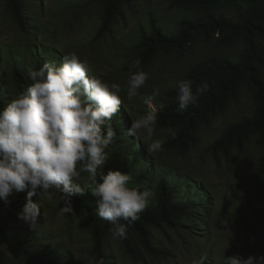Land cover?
<instances>
[{"label": "rangeland", "instance_id": "rangeland-1", "mask_svg": "<svg viewBox=\"0 0 264 264\" xmlns=\"http://www.w3.org/2000/svg\"><path fill=\"white\" fill-rule=\"evenodd\" d=\"M25 29H21L0 0V82L1 93L10 102L18 93L13 67L26 75L37 63L55 60L75 52L86 58L93 71L109 82L127 84L128 73L124 64L133 57L142 34H149L151 22L165 33H174L178 21L200 14L197 10L169 7V0H134L123 5L107 30L100 26L102 4L96 0H22ZM226 16L236 17V9L225 5L219 10ZM214 40H194L182 55L174 51H157L144 71L149 78L140 89L150 95L155 87L160 95L153 103L157 108L167 103L166 91L178 83L191 65L211 55H223L236 60L243 43L218 46ZM264 44V42H262ZM264 73V70H263ZM123 104L112 120L120 125L121 134L110 145L106 160L111 170L120 169L126 157L135 174L141 173L137 186L154 193L149 204L155 202L156 186L160 180L169 184L177 201L188 205V210L177 228L151 227L154 245L169 253L167 257L153 256L143 251V258L134 261L127 255L116 238L106 235V251L110 264H193L203 258L204 264H225L224 257L264 255V227L243 228L233 216L238 196L248 190L245 176L257 168L261 152L251 137L243 151L232 150L225 157L220 151L211 152L209 146L230 123L250 115L254 109L252 92L242 86L238 96L231 100L224 113L214 115L201 125L198 141L185 156L162 147L158 153L146 152L147 141L139 142L126 134L131 120L144 114L148 106L140 99L129 102L121 93ZM167 128L157 125L154 139L164 140ZM105 163V164H106ZM51 191V190H50ZM10 203L0 201V264H41L28 262L18 252L27 247L48 260L45 264H95L90 255L91 240L84 217L61 215L63 201L57 193L51 201L43 194L42 215L35 229L17 217L26 200L23 191L10 197ZM37 196L32 200L39 203ZM148 204V205H149Z\"/></svg>", "mask_w": 264, "mask_h": 264}, {"label": "clouds", "instance_id": "clouds-1", "mask_svg": "<svg viewBox=\"0 0 264 264\" xmlns=\"http://www.w3.org/2000/svg\"><path fill=\"white\" fill-rule=\"evenodd\" d=\"M31 84L0 108V201L26 191V200L17 217L35 229L43 207L39 197L51 201L60 194V214H74L72 197L90 191L96 198L97 215L110 223L113 238H123L149 204L154 193L148 188L130 187L132 176L121 169L104 171L109 147L117 134L113 116L123 104L140 99L148 106L144 114L131 120L126 134L139 142L147 141L146 152L158 153L164 140L157 131L158 108L153 103L157 88L142 95L149 73L135 59L129 65L127 84L109 82L93 71L90 62L75 52L45 62L29 72ZM193 81H178L175 100L179 111L187 110L207 84L193 92ZM160 107H163L162 105ZM171 136L176 132L167 128ZM51 190V191H50ZM37 196L39 203L32 200ZM225 264H264V255L224 257ZM96 264H104L100 258ZM193 264H204L203 258Z\"/></svg>", "mask_w": 264, "mask_h": 264}, {"label": "trees", "instance_id": "trees-1", "mask_svg": "<svg viewBox=\"0 0 264 264\" xmlns=\"http://www.w3.org/2000/svg\"><path fill=\"white\" fill-rule=\"evenodd\" d=\"M96 1L102 4L97 31H103L122 14L123 5L130 6L134 0ZM168 4L171 8L197 10L200 14L181 18L177 30L171 34L163 32L152 21L150 33L141 35L137 53L124 64L123 70L128 73L129 65L135 59L141 61L144 70L160 50L182 55L194 40H214L218 46L231 45L238 40L243 43V49L236 60L223 55H211L191 65L180 80H192L193 92L196 87L207 84V91L200 94L187 110L179 111L175 100L178 83L168 89L166 96L169 101L163 107H158L157 125L172 127L176 132L174 137L169 134L164 139L163 147L173 150L179 156H185L196 145L201 125L207 124L214 115L224 113L229 102L238 96L240 88L246 86L252 92L253 112L228 124L212 141L209 150L214 153L220 151L227 157L232 150L243 151L249 139L255 137L261 149L257 168L245 176L248 190L238 196L239 203L233 216L243 228L264 227V0H169ZM5 5L18 26L25 29L22 0H5ZM225 5L236 9L234 19L219 11ZM42 65L37 63L34 69ZM12 71L19 92L31 84L19 67L14 66ZM1 87L0 82V108H3L7 101L2 96ZM113 128L117 136L122 133L116 121H113ZM120 169L131 174L130 187H138L137 180L142 174L131 171L126 157L121 159ZM108 170H111V166L106 163L105 173ZM156 190L155 202L140 213V218L128 228L123 238L117 239L134 261L143 258V251L153 256H169L167 251L154 245L151 227L175 229L189 208L186 203L175 199L172 187L164 180L157 183ZM71 199L74 211L84 217L89 228L90 255L95 264L100 258H103L104 264H110L106 235L111 234V225L97 215L96 198L88 191L84 196L75 195ZM18 252L28 262L48 263L47 259L27 247L19 248Z\"/></svg>", "mask_w": 264, "mask_h": 264}]
</instances>
